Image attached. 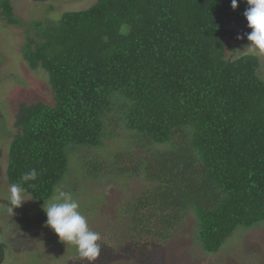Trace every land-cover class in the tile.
I'll return each instance as SVG.
<instances>
[{"label": "trees", "instance_id": "16d2710c", "mask_svg": "<svg viewBox=\"0 0 264 264\" xmlns=\"http://www.w3.org/2000/svg\"><path fill=\"white\" fill-rule=\"evenodd\" d=\"M248 7L247 0L235 9L232 0H97L57 23H36L40 39H28L24 55L48 72L55 103L19 105L9 182L35 169L37 178L22 186L46 201L58 187L76 191L71 174L140 181L115 213L126 223L118 245L138 254L172 240L192 216L196 241L210 253L261 225V61L227 51ZM93 150L99 157L88 156ZM93 202L100 208L105 194ZM100 245L99 256L108 244Z\"/></svg>", "mask_w": 264, "mask_h": 264}, {"label": "rangeland", "instance_id": "374dc122", "mask_svg": "<svg viewBox=\"0 0 264 264\" xmlns=\"http://www.w3.org/2000/svg\"><path fill=\"white\" fill-rule=\"evenodd\" d=\"M55 2L57 3L55 9L52 6L40 8L36 19L44 22L43 24H48L47 21L57 23L64 12L86 9L97 0H56ZM10 17L13 18L12 13ZM28 25L31 27L30 30H27L24 23L9 32L2 30L6 40L1 47L8 58V69L0 71V208L3 209L5 205V211L0 212L1 215L5 214L2 216L3 219L0 217V220L2 219L0 242L6 243L0 264H264V222L247 231H240V236L236 235L215 253L205 251L196 241L197 222L193 216L176 233V237L161 247L150 245L145 252L138 254V251L133 252L125 244L118 245L126 223H120V218L116 215L123 211L119 210L117 203L127 200L129 193L136 192L139 183L141 184L137 180L126 181L114 178L106 179L102 183L88 179V176L85 177L81 173L75 176L71 174L69 177L76 184V191L67 192L71 193L79 203L80 211L86 216L90 229L100 234L99 243L108 244L105 252L98 255L94 261L82 258L75 245L62 241L58 234L47 226V215L43 208L45 201L35 199L26 191L25 198L28 200L21 207L14 208L9 193L12 184L5 174V169L8 159L7 150L13 134L18 130L15 126L18 107L23 102L55 103L48 72L42 67L33 68L24 55L25 44L31 32L34 40L40 39L34 33L35 24ZM251 31L246 21L237 33L228 37V55L238 57L245 53L258 54L261 61L260 74L264 77V52L250 50L247 35ZM23 35L25 37L22 38ZM34 45L33 42V47ZM116 146L119 147V144ZM81 154L82 152L78 153L81 156L80 163L84 162L87 156ZM88 156H91V159L94 156L99 157V152L93 150ZM126 161L121 157L119 164L123 166ZM104 194L106 202L96 209L91 203Z\"/></svg>", "mask_w": 264, "mask_h": 264}, {"label": "clouds", "instance_id": "9594fccd", "mask_svg": "<svg viewBox=\"0 0 264 264\" xmlns=\"http://www.w3.org/2000/svg\"><path fill=\"white\" fill-rule=\"evenodd\" d=\"M247 4L249 7L244 15L252 29L247 35L250 42L248 45L251 51L264 52V0H247ZM232 7H238V0H232ZM36 178L37 171L32 169L21 177L20 183L10 186V202L14 208L21 207L28 200L25 198L23 183ZM43 208L47 215V226L51 227L62 241L75 245L82 258L94 261L98 257L101 249L100 234L90 229L86 216L81 213L80 205L71 193L56 188L50 200L45 201Z\"/></svg>", "mask_w": 264, "mask_h": 264}, {"label": "flooded vegetation", "instance_id": "af4514ba", "mask_svg": "<svg viewBox=\"0 0 264 264\" xmlns=\"http://www.w3.org/2000/svg\"><path fill=\"white\" fill-rule=\"evenodd\" d=\"M55 1L56 0H0V71L8 69V58L1 47V44L5 42L4 40H6L2 30L9 32L23 23L25 24L27 30H30L31 27L28 25L29 23H34L36 25V23L39 22L36 18L39 16L40 8L52 6L55 9L57 5ZM58 9L60 10L61 7ZM11 13L13 14V18L10 17ZM28 32L30 33V31ZM34 33H36V31ZM23 37H25V35H23L22 38ZM30 38H34L32 32L28 39ZM1 211L5 210H1L0 208V212ZM2 216L3 214H0L1 218Z\"/></svg>", "mask_w": 264, "mask_h": 264}]
</instances>
